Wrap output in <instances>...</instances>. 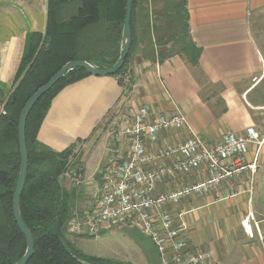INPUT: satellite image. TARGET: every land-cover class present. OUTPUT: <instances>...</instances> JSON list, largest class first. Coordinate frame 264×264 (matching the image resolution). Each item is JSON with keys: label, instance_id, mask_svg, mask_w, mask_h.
<instances>
[{"label": "crops", "instance_id": "crops-1", "mask_svg": "<svg viewBox=\"0 0 264 264\" xmlns=\"http://www.w3.org/2000/svg\"><path fill=\"white\" fill-rule=\"evenodd\" d=\"M188 10L191 37L202 50L197 66L181 55L159 62L139 52L129 65L134 81L130 91L116 76L91 74L53 99L38 140L56 152L84 149L82 180L76 182L78 213L91 206L107 158L127 153V142L116 133L112 137L113 132L127 126L142 107L153 116L178 109L186 116L183 128L163 132L161 146L183 142L194 133L210 143L228 133L243 135L260 121L264 125V0H188ZM47 14L48 0H0V86L13 88L27 37L45 32ZM110 115L112 126L103 133L98 128ZM263 130L258 131L260 139ZM256 154L255 173L245 169L209 192L167 206L176 214L184 212L178 219L184 224L182 236L193 251L210 253L206 264H264V143L259 150L250 145L246 163ZM208 175L203 166L169 178L156 194ZM122 227L120 231L131 229ZM145 252L144 258L133 256L129 262L153 264L151 253ZM154 256L160 264L156 249Z\"/></svg>", "mask_w": 264, "mask_h": 264}, {"label": "trees", "instance_id": "trees-1", "mask_svg": "<svg viewBox=\"0 0 264 264\" xmlns=\"http://www.w3.org/2000/svg\"><path fill=\"white\" fill-rule=\"evenodd\" d=\"M161 2L157 11L150 0L133 1L131 49L123 68L114 75L126 91L134 84L129 65L139 52L142 58L152 61L181 55L192 66L199 63L202 50L190 34L188 0ZM126 4L127 0H48L45 32L29 33L13 88L0 86V96H7L0 115V264H15L27 249L13 213L21 165V111L31 95L66 63L85 60L100 68L115 64L122 51ZM89 75L82 68L70 70L36 103L27 120L29 170L21 214L35 240V253L28 264H133L87 255L74 247L66 225L75 214V201L80 195L77 186L66 189L59 179L79 166V155L69 160L66 154L74 148L56 152L38 140L53 99L66 86Z\"/></svg>", "mask_w": 264, "mask_h": 264}, {"label": "built area", "instance_id": "built-area-1", "mask_svg": "<svg viewBox=\"0 0 264 264\" xmlns=\"http://www.w3.org/2000/svg\"><path fill=\"white\" fill-rule=\"evenodd\" d=\"M186 124V116L179 109L153 116L145 106L135 113L127 126L115 132L117 139L127 142V153L107 158L91 206L83 213L75 212L66 225V233L98 237L122 226L134 227L151 239L160 264H206L210 253L193 251L182 236L184 224L178 219H182L184 212L176 214L167 206L190 194L209 192L245 169L255 173L257 154L249 164L246 155L251 144L259 150L264 138L260 139L255 126H249L243 135L228 133L210 143L194 133L183 142L159 145L163 132L181 129ZM203 166L209 171L204 180L156 194L161 182ZM74 174L80 183L82 168Z\"/></svg>", "mask_w": 264, "mask_h": 264}, {"label": "water", "instance_id": "water-1", "mask_svg": "<svg viewBox=\"0 0 264 264\" xmlns=\"http://www.w3.org/2000/svg\"><path fill=\"white\" fill-rule=\"evenodd\" d=\"M134 0H127L126 4V17L124 20L123 34H122V51L112 66L108 68H100L91 62L80 60L71 61L66 63L59 71H57L44 85L39 87L27 100L25 106L21 111L18 124V138H19V149L21 155L20 171L16 183L15 192L13 195V213L15 221L18 224L20 230L24 234L27 243V249L25 255L15 264H28L35 253V240L32 232L26 225L21 214V197L27 181L28 170H29V151L26 140V128L27 120L30 112L36 105V103L49 91L56 83H58L70 70L75 68H82L87 70L90 74L96 76H109L116 75L124 66L126 58L130 52L133 35L131 27L132 18V4Z\"/></svg>", "mask_w": 264, "mask_h": 264}, {"label": "rangeland", "instance_id": "rangeland-1", "mask_svg": "<svg viewBox=\"0 0 264 264\" xmlns=\"http://www.w3.org/2000/svg\"><path fill=\"white\" fill-rule=\"evenodd\" d=\"M150 4L157 11H159L162 7L161 0H150ZM217 89L219 88L216 87V90ZM208 95L209 94H207L205 91L203 92V96L205 99L208 97ZM6 102H7V96H4V95L0 96V107L1 108L2 107L4 108V105ZM113 120H114V117L110 115L108 118H106V120L100 125V128L98 129H100V131L103 130L102 132L104 133L107 126L108 128L112 126L111 123ZM260 123L258 122L255 125V128H257L258 131L259 129L260 131L264 129V125ZM115 132L116 131L113 132L112 137L115 136ZM260 134H263V133H260ZM93 141L96 142L95 137L92 138V142ZM70 152H71L70 155L66 154L69 160H72L77 155H79L80 164L77 167L71 168L67 173L62 175L59 180H60V183L62 184V187L66 189H71L74 186H77L78 191L80 192L79 186L77 185L76 180H75L74 173L77 168L83 167L82 157L84 154V149L78 148L77 150L74 148ZM75 205H74V212L77 211ZM123 228L124 227L118 228L115 230L104 231L98 237L74 236V235H68L67 233L66 234L73 241L74 247H76V249L82 251L83 253L87 255L106 257V258H116V259H121V260L124 259L125 261L128 262L131 260L134 261L133 260L134 257L140 256L144 258L146 254L145 251H148L149 253H151L153 257V258L151 257L152 263L155 264L156 262V256H154L155 246L153 242L151 241V239L147 235L143 234V232L137 228L131 227V229H127V231L125 230L120 231V229H123Z\"/></svg>", "mask_w": 264, "mask_h": 264}]
</instances>
